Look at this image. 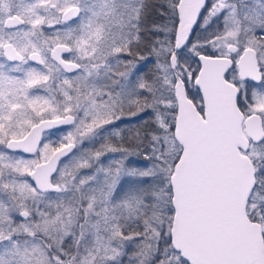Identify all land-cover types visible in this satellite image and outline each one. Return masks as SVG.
<instances>
[{
    "label": "snow or ice",
    "instance_id": "6c2138e0",
    "mask_svg": "<svg viewBox=\"0 0 264 264\" xmlns=\"http://www.w3.org/2000/svg\"><path fill=\"white\" fill-rule=\"evenodd\" d=\"M0 264H264V0H0Z\"/></svg>",
    "mask_w": 264,
    "mask_h": 264
},
{
    "label": "trees",
    "instance_id": "16d2710c",
    "mask_svg": "<svg viewBox=\"0 0 264 264\" xmlns=\"http://www.w3.org/2000/svg\"><path fill=\"white\" fill-rule=\"evenodd\" d=\"M159 23H163L164 22V20L163 19H161V20H159L158 21ZM152 68V66H151V64H148V66H146L145 68H144V73L145 74H147V72L149 73ZM132 122H133V126H135V125H137V124H139V123H141L137 118H134L133 120H132ZM128 123H129V121H128ZM126 134H127V132H126ZM134 159V158H133Z\"/></svg>",
    "mask_w": 264,
    "mask_h": 264
},
{
    "label": "rangeland",
    "instance_id": "374dc122",
    "mask_svg": "<svg viewBox=\"0 0 264 264\" xmlns=\"http://www.w3.org/2000/svg\"><path fill=\"white\" fill-rule=\"evenodd\" d=\"M148 66V65H147ZM152 66V65H151ZM151 70V69H150ZM134 118H132V120H133ZM126 123H128V121L126 120ZM122 127H123V125H122ZM54 139H58V137H56V138H54ZM111 155V154H110ZM118 155V154H117ZM134 160H135V162L137 163V164H146L147 163V161H145L144 159H143V157L141 156V157H139V158H135L134 157Z\"/></svg>",
    "mask_w": 264,
    "mask_h": 264
},
{
    "label": "water",
    "instance_id": "95a60500",
    "mask_svg": "<svg viewBox=\"0 0 264 264\" xmlns=\"http://www.w3.org/2000/svg\"><path fill=\"white\" fill-rule=\"evenodd\" d=\"M61 127H66V126H61ZM47 131H49V130H46V132H47ZM51 131H56V129H53V130H51Z\"/></svg>",
    "mask_w": 264,
    "mask_h": 264
},
{
    "label": "flooded vegetation",
    "instance_id": "af4514ba",
    "mask_svg": "<svg viewBox=\"0 0 264 264\" xmlns=\"http://www.w3.org/2000/svg\"><path fill=\"white\" fill-rule=\"evenodd\" d=\"M148 73V72H147Z\"/></svg>",
    "mask_w": 264,
    "mask_h": 264
}]
</instances>
